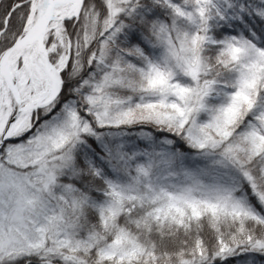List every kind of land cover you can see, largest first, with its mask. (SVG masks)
Instances as JSON below:
<instances>
[{"label": "snow or ice", "instance_id": "6c2138e0", "mask_svg": "<svg viewBox=\"0 0 264 264\" xmlns=\"http://www.w3.org/2000/svg\"><path fill=\"white\" fill-rule=\"evenodd\" d=\"M0 264H264V0H0Z\"/></svg>", "mask_w": 264, "mask_h": 264}]
</instances>
